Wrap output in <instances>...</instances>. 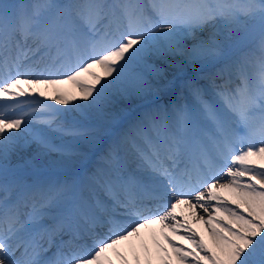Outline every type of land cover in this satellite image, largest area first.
I'll use <instances>...</instances> for the list:
<instances>
[{"label":"snow or ice","instance_id":"snow-or-ice-1","mask_svg":"<svg viewBox=\"0 0 264 264\" xmlns=\"http://www.w3.org/2000/svg\"><path fill=\"white\" fill-rule=\"evenodd\" d=\"M166 62L191 102L122 120ZM156 225L163 264H264V0H0V264H152Z\"/></svg>","mask_w":264,"mask_h":264},{"label":"bare ground","instance_id":"bare-ground-1","mask_svg":"<svg viewBox=\"0 0 264 264\" xmlns=\"http://www.w3.org/2000/svg\"><path fill=\"white\" fill-rule=\"evenodd\" d=\"M166 64H167V66L165 64H162L161 66L166 68V78L168 80H170L172 76L174 77L176 75V73L178 74V72L180 71V68L179 69L176 68V67H179L178 64H173L172 62H166ZM24 87L27 88L26 85ZM166 89H167L166 87L163 88L164 93H162V90H161V94L160 95H164V96H160L159 94H157L156 96L155 95H150V96H148V98H146L144 100H140L138 103L142 102V104H144V103L146 104V102L148 103L147 100H149V99L152 100L153 103H162V102L167 103V102H169V100H173V99H176L179 102H183V98H181V97L172 98L173 94H175V93L172 94L171 90H166ZM181 89H179V90H181ZM40 90H43V91L47 92L48 96L47 97H39L38 94H35L32 98L37 99V100H42L46 104H52L56 108L69 107V106L59 105L58 103H56V102H54V101H52V100H50L48 98V97H50L53 94V88L51 86H40ZM166 91H168V92H166ZM170 94H172V95H170ZM184 96L188 97V99L191 101L190 95H186L185 94ZM129 97H130L129 103L130 102L132 103L131 100H135L137 98L136 96H129ZM21 99H23V98H21ZM121 99L125 100L126 98L123 97V98H118L117 99V100H120V105L117 106L118 110H120V111L121 110H125V109L127 110V106L128 105L126 103H124V101H122ZM142 104H136L133 108L130 107L128 109L130 111V113L129 112L126 113V114L129 113V115L125 114L126 116L124 115L122 117L119 114V116L124 121H129V120L133 119L135 117V116H133L135 114V112H136L135 110L140 111V110H142L144 108L143 106H141ZM151 105H149V106H151ZM115 106H116V104H115ZM34 126L35 127H45V126L37 125V124H35V122H34ZM62 139H63V142L66 145H68L69 147H74V146L77 145V142L74 141L72 139V137H70V136H64ZM54 143H57V144L61 143V138L59 136H57L55 138V140H54ZM22 155H24L26 157L30 156L31 155V149L23 152ZM50 159L53 160V161L60 160V154L56 153V152H53V153L50 154ZM75 167H77L75 164L65 163V164H62L60 166H56V169H59L60 171H54V172H56L58 174H61V175H66L65 168L73 169ZM221 182H223V181H221ZM189 198H191V197H189ZM180 211H183L185 213V215L188 216L190 222L192 223V226L195 227L197 229V231L200 232L204 236L205 240L207 241L209 239L208 232H207V227L202 222H199V221H196V220L192 219L193 211L189 207H187L185 205H181L180 206V208L178 209V212H180ZM196 214L197 215H205L199 209L196 210ZM153 230H155L157 238L160 239V241L162 243H165V246H167L166 242L163 241V237L159 235V225H156V226H153L152 228L143 230V242H147L146 245L148 246V248L151 251L152 264H163V261H162L163 253L158 252L157 247H156V243H154L155 241H153ZM180 235H183V232H181L180 234H178V235H176L174 237L177 240L178 243L180 242V240H179V236ZM183 243L187 244V241H184ZM137 246H139V247H137ZM136 248H137V252H138L139 257H140L141 264H146L147 257H146V255L144 253L143 247L141 246V240H137L136 241ZM122 250L126 252V254L128 256V259L131 262V264H135V259H134L133 255H132L131 251H129L126 247H122ZM169 251H171L170 248H169ZM112 255H114V254H112ZM114 258H115V256H113V259ZM117 259L118 260L115 261V264H121V261H120L119 257H117ZM173 261H174V264H175V258H173ZM189 264H190V262H189Z\"/></svg>","mask_w":264,"mask_h":264},{"label":"rangeland","instance_id":"rangeland-1","mask_svg":"<svg viewBox=\"0 0 264 264\" xmlns=\"http://www.w3.org/2000/svg\"><path fill=\"white\" fill-rule=\"evenodd\" d=\"M176 68H178L179 69V67H176ZM193 73H194V70L192 69V68H190V67H185L183 70H181L180 69V71L178 72V74L176 73V75L173 77H171V79L170 80H172L173 81V84L172 85H169V86H166V90H171L172 89V91L174 92L175 91V93L176 94H179V92H178V89H181V87H179L181 84H182V82H183V78H185V77H191L192 75H193ZM179 87V88H178ZM181 90H183V89H181ZM166 92H168V91H166ZM162 93H164V91H163V89H162ZM157 94H161V91L160 92H158V93H156V94H153V95H157ZM173 94V93H172ZM172 94H170V95H172ZM160 96H164V95H160ZM137 97V96H136ZM126 99V101L124 100V99H121L122 101H124V103H126L128 106H127V110L125 109V110H118V107L117 106H119L120 105V100H116V102H115V104H116V106H115V109H117L116 111H117V113L118 114H120L122 117L127 113V112H129L130 113V111L128 110L130 107L131 108H133L136 104H142V102H140V103H138L140 100H144V99H146V98H148V97H146V98H144V97H137L135 100H131L132 101V103L130 104L129 103V100H130V97H125ZM148 101V103H151V102H153L152 100H147ZM150 101V102H149ZM136 102V103H135ZM135 103V104H134ZM147 103V102H146ZM145 104V103H144ZM144 104H142V105H144ZM129 113L128 114H126V115H129ZM125 115V116H126ZM153 241H155L154 239H153ZM147 242H143V244H146ZM155 243V242H154ZM137 247H139V246H137ZM112 256H115V255H112ZM116 260H118L117 259V256H115V258H114V261H116Z\"/></svg>","mask_w":264,"mask_h":264}]
</instances>
